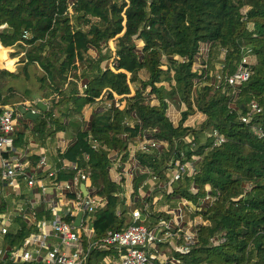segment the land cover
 Listing matches in <instances>:
<instances>
[{"label": "trees", "instance_id": "16d2710c", "mask_svg": "<svg viewBox=\"0 0 264 264\" xmlns=\"http://www.w3.org/2000/svg\"><path fill=\"white\" fill-rule=\"evenodd\" d=\"M200 42L209 47L198 61ZM244 49L253 57L250 74L233 93L226 77ZM12 57L17 65L9 70ZM146 87L156 104L143 96ZM114 93L123 107L94 113L90 128L76 131L75 141L58 155L87 173L94 192L106 198L93 214L91 241L133 223L121 183L108 178L109 154L154 129L153 137L167 145L137 150L135 159L160 183L167 179L169 158L193 161L170 192L193 203L194 212L206 194L214 198L197 212L203 222L189 251L174 254L186 264H264V0H0V109L45 101L35 120L39 141L65 129L63 118H73L84 104ZM171 101L182 105L177 123L166 114ZM251 101L260 110L245 123L240 117ZM212 130L224 141L214 144ZM185 135L192 136L191 143L174 148V140ZM24 144V135L14 131V148ZM73 173L58 171L56 177ZM42 210L28 224L16 218L0 247L20 246L36 231V220L51 217ZM4 211L0 203V214ZM89 252L87 264L115 254L98 245ZM0 264L39 263L5 258Z\"/></svg>", "mask_w": 264, "mask_h": 264}, {"label": "built area", "instance_id": "2783aa9c", "mask_svg": "<svg viewBox=\"0 0 264 264\" xmlns=\"http://www.w3.org/2000/svg\"><path fill=\"white\" fill-rule=\"evenodd\" d=\"M110 49L114 52L113 46H110ZM249 52V49L242 51V57L237 68L232 74L226 77V81L233 89V93L249 77L250 69L248 65L252 59ZM205 56L206 54L199 52L197 55L198 61ZM107 64L112 68L111 59L107 61ZM216 77L219 78L218 76ZM162 83L167 82L164 81ZM80 88L81 95H84L85 85H82ZM148 92L145 93L146 96L143 94L146 101L155 99ZM119 98L120 96L114 93L112 98L107 101L105 108H122L123 102H120ZM31 105L28 101H23L11 106H4L0 109V179L11 188H17L19 179H24L28 186L38 183L40 189L44 191V184L40 178H37L32 173L28 174L25 170V164L18 158L6 155L14 148L13 133L15 131V120L18 110L21 107L29 108L34 113L35 111ZM259 110L260 108L257 104L251 101L249 103V111L246 115L240 117L241 121L248 123L251 119V114ZM152 132H154V129ZM212 135L214 137V144H219L224 141V137L216 130H212ZM122 137L128 138V135L123 133ZM191 141L192 136L185 135L179 139H175L173 146L176 148L180 142L191 143ZM166 145L167 143L165 141L154 137H139L135 143L133 153L137 150L146 152L151 149H159ZM92 147L95 148L96 144H93ZM84 158H87L86 154ZM36 164L38 168H41L45 172L47 177L52 178L56 176V172L58 170L60 171V169L67 171L70 169L73 170L74 173L71 179L74 190L71 191V184L65 181L63 187L68 192L70 191L71 196L66 202L62 213L59 214L53 202H50L49 209L52 217L50 219L41 218L36 220V231L26 236L20 246L12 249L0 247V260L9 258L13 263L87 264L90 248L98 245L104 248H112L115 254L107 253L94 264H186L174 252L185 254L189 251L190 245L196 241V229L194 231H188L180 227H174L165 218L159 219L154 225L147 227L144 223L146 218H143L141 214L146 211L145 209L148 206L143 204L142 208H132L130 217L133 223L121 230H108L99 241H91L94 234L92 225L93 214L105 207L106 198L94 191L86 195L81 194L77 189V185L79 183H87L90 185V181L87 173L78 168L75 163L67 164L62 162L60 169L53 168L48 163L46 154L41 152ZM167 166V179L163 183L159 182L158 187L162 188L166 195L171 196L170 185L179 180L187 169H193L194 162L186 161L181 163L179 160L171 157L167 162ZM143 169L150 180L156 181V176L150 170L146 167H143ZM205 188L208 189V186ZM191 191H193V188H191ZM203 199L212 202L214 198L206 194ZM188 208H190V201L185 197H179L177 209L182 210ZM161 210L165 215L171 213L167 204L163 205ZM79 212L81 213L79 225L75 226L73 220L75 214ZM34 215L35 211L33 209L28 211L23 207H19L16 215L10 212L0 214V238L8 231V228L15 218L19 217L21 220L29 222L30 219L34 218ZM63 217H70V220L66 221ZM202 222L203 219H201ZM46 228L49 230L47 231ZM50 236L54 238L53 242L49 241ZM83 239L87 243L86 248L83 245ZM164 241L173 242V255L164 260L162 259L163 261L159 263L158 247Z\"/></svg>", "mask_w": 264, "mask_h": 264}, {"label": "crops", "instance_id": "0c3cea01", "mask_svg": "<svg viewBox=\"0 0 264 264\" xmlns=\"http://www.w3.org/2000/svg\"><path fill=\"white\" fill-rule=\"evenodd\" d=\"M142 45L143 42L138 40L137 47L140 48ZM109 46H113L111 42L109 43ZM208 47L209 43L207 42H200L199 44V50L202 54H206ZM12 58L17 60V57ZM16 60L13 62L14 67L17 65ZM14 67L12 69H14ZM147 91H149L148 87L142 90V94L146 93ZM132 92L133 89L131 88L130 94H132ZM105 97V94H101L100 96L96 97L93 102L84 104L81 110L73 118H63V123L65 124L66 128L56 130L55 133L50 136H46L44 139H42V141H39L38 133L35 131V120L41 117L40 109L46 107V102L41 100L39 101L41 105H38L37 103H35V105H31L32 109L35 111L34 113L37 114L34 118L26 117L18 110L15 120V131L21 132L24 135L25 144L22 147L13 148V150L6 155L13 158H18L20 161H22L25 164V170L28 174L32 173L37 176V178L41 179L45 190L42 191L38 183L28 186L24 179H19V185L17 188H11L0 179V203L5 205L4 212H10L11 214L16 215L19 207L26 208L28 211L31 209L34 211L43 209V212H50V216L52 217V213L49 209V203L53 202V205L59 211V214L62 213L66 206V202L71 196L70 191L68 192L63 186L65 181H67L71 184V191L74 190V185L71 179L72 175L57 179L56 172V176L54 178L47 177L45 172L41 168H38L36 164L38 156L41 152H44L46 154L48 163L53 168L60 169L62 162L70 164L71 162L69 161H62L58 155L64 152L69 147V145L75 141L76 131L88 130L90 128L94 113L107 110L105 105L107 101H109V98ZM150 103L156 104V100L152 99ZM178 107L179 105L174 106L173 101H171L167 106L166 114L172 123H177L180 118V110L182 109V105H180L179 109ZM25 109L29 110V108ZM54 115L57 116L58 113L54 111ZM128 122L131 124V120H128ZM184 123L187 124L188 121H185ZM139 137H153V132L147 130L140 132L139 134H136L134 137H132L130 142H127L125 150L118 152L115 151L109 154L111 164L107 169V175L110 180L121 183V197L123 198L125 205L128 207V219L132 220L130 217L132 208H142V205L146 204L148 208H146V211L142 212L141 214L143 218H146L145 223H152V226L159 219L165 218L169 220L170 224L174 227L176 226L184 230L194 231L196 227L201 224L202 219L200 213L197 212L201 211L204 206L209 204V201L200 199L196 207L197 212H194L195 206L191 202L190 208L182 210L177 209L179 197L177 195H166L162 188L158 187L159 182L152 181L148 176H144V166H142L135 159L133 150ZM60 171L68 172L67 170L62 169H60ZM81 184L82 183H79L77 185V189L82 195H84L80 187ZM83 184L87 193L94 191L91 185L87 183ZM165 204L169 206V210L171 211L169 215H165L161 210ZM156 211L160 212L162 215L159 214L156 217L153 216ZM77 214L78 213L75 214V217ZM149 214H151L150 217ZM15 219L13 220L11 226L15 225ZM22 221L24 224H28L27 221ZM46 229L47 231L49 230L48 228ZM49 241L53 242L54 238L50 236ZM173 246V242L169 241H164L159 245V263L165 258L173 255Z\"/></svg>", "mask_w": 264, "mask_h": 264}, {"label": "water", "instance_id": "95a60500", "mask_svg": "<svg viewBox=\"0 0 264 264\" xmlns=\"http://www.w3.org/2000/svg\"><path fill=\"white\" fill-rule=\"evenodd\" d=\"M38 105H41V103L40 102H38L37 103ZM19 111L22 113V114H24L26 117H29V118H34V117H36V113H33V112H31L30 110H27V109H25V108H19ZM81 190L83 191V194L84 195H86L87 194V191L85 190V188H84V184L82 183L81 184ZM80 217H81V213L79 212L77 215H76V217H75V219H74V221H73V224L75 225V226H78L79 225V221H80Z\"/></svg>", "mask_w": 264, "mask_h": 264}, {"label": "rangeland", "instance_id": "374dc122", "mask_svg": "<svg viewBox=\"0 0 264 264\" xmlns=\"http://www.w3.org/2000/svg\"><path fill=\"white\" fill-rule=\"evenodd\" d=\"M9 50H10V49H8V51H7V52H8V56L11 57V56L9 55V54H10V51H9ZM251 58H252L251 60H253V57H252V56H251ZM15 60H16V59H15ZM15 60H14L13 62H15ZM251 60H250V61H251ZM16 61H17V60H16ZM13 67H14V65L12 64V66H11V68H9V70H11ZM15 67H16V65H15ZM15 67H14V68H15ZM2 68H4V67H2ZM144 96H146L145 93H144ZM173 103H174V106H178V105H179V107H180V104H179V103H176V102H173ZM175 104H178V105H175ZM179 107H178V109H179ZM144 223H145V222H144ZM145 225H147V223H145Z\"/></svg>", "mask_w": 264, "mask_h": 264}]
</instances>
